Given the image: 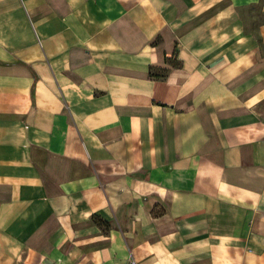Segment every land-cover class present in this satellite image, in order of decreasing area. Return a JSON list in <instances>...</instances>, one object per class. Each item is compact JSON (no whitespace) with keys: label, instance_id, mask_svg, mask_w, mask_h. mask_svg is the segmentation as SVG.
<instances>
[{"label":"crops","instance_id":"0c3cea01","mask_svg":"<svg viewBox=\"0 0 264 264\" xmlns=\"http://www.w3.org/2000/svg\"><path fill=\"white\" fill-rule=\"evenodd\" d=\"M131 259L264 264V0H0V264Z\"/></svg>","mask_w":264,"mask_h":264},{"label":"trees","instance_id":"16d2710c","mask_svg":"<svg viewBox=\"0 0 264 264\" xmlns=\"http://www.w3.org/2000/svg\"><path fill=\"white\" fill-rule=\"evenodd\" d=\"M149 76L151 78H165V72L162 70L155 71L154 69L150 68Z\"/></svg>","mask_w":264,"mask_h":264},{"label":"built area","instance_id":"2783aa9c","mask_svg":"<svg viewBox=\"0 0 264 264\" xmlns=\"http://www.w3.org/2000/svg\"><path fill=\"white\" fill-rule=\"evenodd\" d=\"M128 264H135V262H134V260H130L129 262H128Z\"/></svg>","mask_w":264,"mask_h":264},{"label":"rangeland","instance_id":"374dc122","mask_svg":"<svg viewBox=\"0 0 264 264\" xmlns=\"http://www.w3.org/2000/svg\"><path fill=\"white\" fill-rule=\"evenodd\" d=\"M255 9H257V8H255ZM257 12H258V10H257ZM256 11H255V14L257 13ZM254 13V12H253ZM256 16V15H255Z\"/></svg>","mask_w":264,"mask_h":264}]
</instances>
